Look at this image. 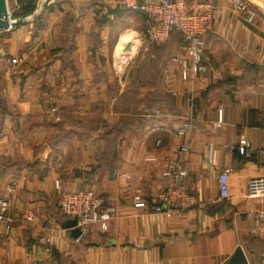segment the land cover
Here are the masks:
<instances>
[{
  "label": "crops",
  "instance_id": "1",
  "mask_svg": "<svg viewBox=\"0 0 264 264\" xmlns=\"http://www.w3.org/2000/svg\"><path fill=\"white\" fill-rule=\"evenodd\" d=\"M98 1L36 3L32 19L0 28V198L14 186L15 217L10 229L0 221V264L41 257L42 238L60 264H225L239 245L249 264H264V229L253 230L264 196L248 194L249 179L264 176V10L248 22L230 0H213L208 66L185 79L171 60L185 51L179 34L121 65L123 38L146 15L104 14ZM244 140L248 154L224 146ZM180 168L196 203L173 211L156 194ZM57 182L102 193L116 208L108 229L93 223L73 237Z\"/></svg>",
  "mask_w": 264,
  "mask_h": 264
},
{
  "label": "built area",
  "instance_id": "2",
  "mask_svg": "<svg viewBox=\"0 0 264 264\" xmlns=\"http://www.w3.org/2000/svg\"><path fill=\"white\" fill-rule=\"evenodd\" d=\"M235 9L238 10L248 22H253L259 15L258 9L250 0H230ZM21 4L15 0L14 5L9 4L8 12L4 17L9 21L8 27L3 29L11 31L16 28V11L20 10ZM125 8L132 12H141L146 15L145 27L137 32L134 37L126 42L124 52L129 60L141 48L153 42L161 43L170 39L173 31L182 32L184 53L172 55L171 60L177 63L181 69L183 77L189 78L191 75L203 74L206 70L210 55L207 54L206 35L213 28L214 13L213 0H99L96 9L106 14L111 10ZM123 48V49H124ZM129 51V53H128ZM144 52V48H143ZM13 65L20 62L17 56L10 59ZM223 121V108H220L219 123ZM195 125L194 120H184L181 126L177 127L179 135H185ZM226 148L239 149L242 153L250 152L251 143L244 140L241 145H224ZM190 146L182 145V150L189 149ZM155 160V157H150ZM230 168L223 169L219 176L220 198L224 200L230 196ZM170 173V172H167ZM186 168H180L175 172V184L165 189H161L156 194V200L165 202L168 207L175 211L186 209L196 203V197L192 195L184 185ZM57 187L60 191L59 210L66 217H77L78 226L83 233L88 225L100 223L102 229H108L109 220L114 217L116 208L107 202V198L95 188H82L77 190L63 189L59 182ZM7 195L0 198V221L7 223L10 229L15 220L11 208V195L14 186L9 185ZM248 194L253 197L264 196V176L252 177L249 179ZM146 204L145 198L138 195L136 205ZM258 217L264 218V211H260ZM264 225L254 227L253 230H263ZM45 243L43 255L32 258L28 264H60L53 255V248L46 244L45 238L41 239Z\"/></svg>",
  "mask_w": 264,
  "mask_h": 264
},
{
  "label": "water",
  "instance_id": "3",
  "mask_svg": "<svg viewBox=\"0 0 264 264\" xmlns=\"http://www.w3.org/2000/svg\"><path fill=\"white\" fill-rule=\"evenodd\" d=\"M51 0H44L42 3V9L45 8ZM9 8V0H0V28H5L8 27L9 21L4 17V15L7 14ZM41 8V7H39ZM32 18L28 17H17L16 20V25L25 23L29 21ZM131 42L127 43V46L130 45ZM67 226L69 228H72V236L75 238H79L82 234L83 231L82 229L78 226V219L77 217L69 218L67 220ZM225 264H249V260L247 258L245 249L243 248L242 245H239L233 255L230 257V259L225 263Z\"/></svg>",
  "mask_w": 264,
  "mask_h": 264
},
{
  "label": "trees",
  "instance_id": "4",
  "mask_svg": "<svg viewBox=\"0 0 264 264\" xmlns=\"http://www.w3.org/2000/svg\"><path fill=\"white\" fill-rule=\"evenodd\" d=\"M19 2L21 4V8L15 13L17 17H27L28 14H31V12L35 10L36 0H21ZM173 34H179L181 37L182 43H184L181 31H178V30L173 31L171 34V37L173 36ZM164 42H161V43L163 44ZM156 44H157L156 42H153L151 43V46L156 45Z\"/></svg>",
  "mask_w": 264,
  "mask_h": 264
},
{
  "label": "rangeland",
  "instance_id": "5",
  "mask_svg": "<svg viewBox=\"0 0 264 264\" xmlns=\"http://www.w3.org/2000/svg\"><path fill=\"white\" fill-rule=\"evenodd\" d=\"M14 1L15 0H9V4L11 6H13L14 5ZM250 1L253 3V5H255V7L258 9V11H261V10L263 11L264 10V4L263 3H261V2H259L257 0H250ZM43 2H44V0H36V3H38V6L41 7V8H38V9H42V3ZM129 33L131 34V37H134V35H135L136 32L135 31L134 32L133 31H129L126 34V37L128 36ZM132 40H134V39H132ZM132 40H130V41H132ZM206 44H207V40H206ZM140 57H143V48H141L140 51L137 54H135V56H134V58H140ZM53 110H55V107L53 108Z\"/></svg>",
  "mask_w": 264,
  "mask_h": 264
},
{
  "label": "bare ground",
  "instance_id": "6",
  "mask_svg": "<svg viewBox=\"0 0 264 264\" xmlns=\"http://www.w3.org/2000/svg\"><path fill=\"white\" fill-rule=\"evenodd\" d=\"M129 38H131V34H129L126 38L125 37L123 38L124 41L122 42L121 47H119V49L117 51V60H118V62H120V64L124 63L128 59L127 55L122 51L127 50V48L126 49L124 48L126 43H127L125 39L130 40ZM128 53H129V51H128Z\"/></svg>",
  "mask_w": 264,
  "mask_h": 264
}]
</instances>
